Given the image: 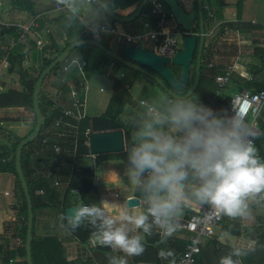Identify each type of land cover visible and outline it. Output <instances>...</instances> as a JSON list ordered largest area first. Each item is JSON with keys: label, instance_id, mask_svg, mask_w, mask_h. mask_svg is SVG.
<instances>
[{"label": "clouds", "instance_id": "obj_1", "mask_svg": "<svg viewBox=\"0 0 264 264\" xmlns=\"http://www.w3.org/2000/svg\"><path fill=\"white\" fill-rule=\"evenodd\" d=\"M55 4L66 29H87L97 40L110 34L114 0H55ZM79 44L77 35L73 45ZM77 64L79 55L65 70ZM127 122L133 129L126 146L127 178L140 194L142 211H133L130 203L101 201L79 203L59 215L61 228L73 233L90 228L93 245L124 254L109 255L108 264H128L127 257L142 255L144 237L154 229L162 242L167 240L192 206L241 221L252 217L254 207H264V159L239 106L215 112L198 97L158 94L140 100ZM105 204L118 209L117 215L109 214ZM256 247V240L241 239L218 264H241V258Z\"/></svg>", "mask_w": 264, "mask_h": 264}, {"label": "crops", "instance_id": "obj_2", "mask_svg": "<svg viewBox=\"0 0 264 264\" xmlns=\"http://www.w3.org/2000/svg\"><path fill=\"white\" fill-rule=\"evenodd\" d=\"M181 1L185 4V7L183 6V8L186 11L189 12L196 10V6L194 5L195 0ZM220 2L225 5L221 13L222 19L220 21H215L213 9L207 6V0H203L204 18H206L205 32L208 34L214 30V36L211 37L214 38V41H212L213 44L210 43L211 40L207 38L209 36H206L204 44L205 47L208 45L206 42V39H208V41H210L209 45H212L211 47L209 46L210 62L212 57L221 59L216 64L212 61L215 64V69H205L204 72L208 74L210 73L214 77L216 74L223 73L228 68H233L231 81L225 91L227 92V95L228 93L230 95H234L241 90L246 89L242 87L240 79L251 80L254 75L257 74L255 79L263 82L264 84V70L261 69L262 61L264 60V23H259L260 20H264V0H220ZM237 4H240V11L238 14ZM55 6V0H0L1 25H8L9 28L14 27L19 31V34L21 33V28H29V34L27 35V40L24 43V52H29L30 50L28 54L30 59L27 58V56L25 57V61L23 62L24 67L31 66L32 50L40 52L44 48H50L51 53L53 52L55 47H48L51 39L54 38L59 49H63L69 42L68 37L65 35V30L61 32L60 29L65 28V26H62V23L56 21L57 18L63 14L56 11ZM208 13L212 14V18L208 17ZM146 15L147 13H145L139 21L137 20L134 21L133 24L127 25L124 31L123 28H119L116 25H111V27L116 28L118 32L123 35L135 36L144 33L143 22L146 19ZM153 20L154 19L152 18L151 21ZM169 22H171V20ZM171 28H178L175 22ZM207 28H209V30H207ZM0 30L3 29L0 28ZM81 30L83 31L84 28ZM68 31L70 33H78L75 28L68 29ZM110 36V46L108 48L113 49L118 40L115 36ZM12 40L13 39L10 36H4L1 34L0 50L5 44L7 47L9 41ZM219 40L222 45L217 44V41ZM139 47L153 51V45L151 43L149 45L147 40L139 43ZM86 52L87 50H83L81 57L84 56ZM1 54L2 53L0 51V89H21L19 75L16 68L11 69L10 61L8 60V53H5L7 57L4 53L2 55ZM47 54L48 53H45L43 58L48 57ZM7 63L8 65H6ZM38 67L39 62L37 61L35 68L38 69ZM115 70L118 69L113 66V72L107 71V75H103L112 82V96L109 98L104 112L115 114L123 121H127L128 118H130L137 111L140 100L147 101L160 94V92L156 91V87L153 83L143 77L133 79V81H137L136 85L133 82L121 85L119 79L116 77ZM70 72H72V75L80 82L76 68L72 67ZM51 81V77L46 78L43 81L40 91V103L46 113H49L52 109L59 111L69 107L67 100L61 95L59 90L51 86ZM65 83H67L69 87L72 85L69 79L65 80ZM125 85L130 86V93L125 92ZM134 89H137V91ZM217 100L225 102L223 99L219 98L214 100L210 106L212 108H223L219 104H216ZM15 112L22 113L23 116H16V114H14ZM1 115L3 118L8 117L4 119V122H2L7 124L8 127L17 128L19 122H21L22 129L18 132V134L14 135L15 137L24 138L30 133L33 114L28 108L0 109V118H2ZM51 126L45 125L41 132L42 137L47 133ZM26 129L27 131H25ZM38 144L40 148L37 150ZM38 144L36 147L31 146L27 149L26 157H29L32 154L34 155L35 161L36 158H38V161L42 163L40 171L42 174L46 175L48 171L52 170L51 165L53 163L52 160L49 159L52 157V153L48 157L45 153L46 148L40 143ZM10 147V144L0 146V153H2L0 161L2 159L5 160V162H0V246L5 247L8 240L17 242L18 246L14 250L16 251V256L12 263L16 264L25 258L18 255L19 248L21 247V225L20 223L16 224V216L13 211L18 200V192L15 185V177L10 165L12 153ZM36 153H39V155ZM89 159L93 164V157L76 160L75 164L80 167H89L92 164H79V162L89 161ZM27 166V170L30 174V162ZM95 178L100 201H106L115 205H122L127 204V201L132 197L137 199L139 197V193L136 191L134 186L132 189H128L129 187L127 185L130 183L127 178V170L123 163L119 160L102 162L95 170ZM52 180L53 179L50 178L48 181L49 186L48 189H44L45 194L42 197H37L39 203L47 204L48 206L40 207L34 212L35 237H56L62 245L65 259L70 264H108L109 255L123 256V253L119 251L114 252L112 249H109V251L106 252L100 250V246L92 245L90 242L91 238H89L85 243H79L74 237H72L68 230L60 227L61 222L59 220V215L65 211V208L64 211L62 210V195L65 188L63 187V184H61L60 187H54ZM68 198L70 205L67 207L76 204V202L72 199V196L69 195ZM197 207L198 206H192L183 212L179 220V227L177 231L167 240L162 242L161 235L157 229H154L151 235L145 236L143 243L145 246L150 248H146L149 250L150 254L152 253L150 258L145 259L142 255L127 257L128 264H155L151 260L153 253L157 248L159 249V252L155 257L159 261L157 264H178L184 246L191 237V234L183 229V223L189 218L191 210L196 209ZM105 209L113 216L117 215L119 211L107 204H105ZM132 210L139 212L142 211V207H132ZM252 211V217L243 221L239 219H230L228 217L222 218V221L214 228V236L205 240L208 241V243L204 244V256H202L204 257V264H213V257L220 259V257L228 254L231 246L241 239L256 240V251L250 253L249 255L255 254V257L264 256V207H254ZM141 235H143V233H141ZM148 239H151L153 242L147 243ZM203 242L204 240L201 242V245ZM207 247L208 250H205ZM248 263L249 260H246L245 257L241 258V264Z\"/></svg>", "mask_w": 264, "mask_h": 264}, {"label": "trees", "instance_id": "obj_3", "mask_svg": "<svg viewBox=\"0 0 264 264\" xmlns=\"http://www.w3.org/2000/svg\"><path fill=\"white\" fill-rule=\"evenodd\" d=\"M141 2L142 0H114V7L112 10V13L119 18H129L137 11ZM194 5L196 6V0L194 1ZM207 6L213 9L215 21H220L222 19V14H221L222 9L225 5L222 2H220V0H207ZM165 7L167 11L170 13L168 7L166 5ZM239 11H240V4H237V14ZM147 12H148V6L146 5L140 17H142ZM170 19L172 20V18ZM56 21L62 23V26H64V16L63 15L59 16ZM109 21H110V25H113L116 23L110 17H109ZM2 29L3 30H0V35L1 34H3L4 36L8 35L14 41H16L20 36L19 31L14 27H10L8 29L2 27ZM60 29H61V32L65 30L64 31L66 33L65 35L69 39V42L65 45V47L75 42L77 38V34L80 40H92V41L98 42L101 45H103V43L100 42V40L95 39L93 35L85 29L83 31L80 29V31H78L77 34L70 33L68 29L66 28H60ZM179 29L182 30L181 28ZM195 32L198 33V30H196ZM185 36H187V34H185L184 37ZM50 46L55 47L54 48L55 51L53 50L52 53H51L50 48H46V49L44 48L40 52H37L36 50H32L31 66L29 67L23 66L25 57L27 56V58L30 59V57L28 56L30 50L29 52L27 51L24 52L25 44H17L12 50L8 52V60L10 61L11 69L16 68L17 73L19 75V83H20L21 89H18V90L11 89V88L3 89V90L0 89V109L28 108L30 112L33 114V108H32L33 87L38 77L40 76L41 72L55 60V58L59 55V53H61V51L65 49V47L63 49H59L57 47V44L54 38L51 39L48 47ZM103 46L106 47V45H103ZM209 46L211 47L212 45L210 44ZM209 46L205 54V69H209L208 68V64L210 62ZM204 48H205V44H204ZM83 50H87V52L85 53L84 56L81 57ZM45 53H48L47 54L48 57L43 58ZM78 55L81 57V62L86 63L85 74L87 78L91 77L93 74L107 75V66L109 63H113L115 68L117 67L119 68L122 66L119 63L111 60L103 51H101L98 48L91 47V46H81L79 48L74 49L69 54L67 59L61 64L57 65L53 69V71L46 77V78L51 77L52 79L51 86L59 90L61 95L65 97V99L67 100L69 106L72 105V99L70 97V87L69 85H67V83H65V80L69 79L71 81V84L76 89L81 90V88H80V82L77 80V78H75L72 75V72H70V70H64V68L66 67L67 63L72 61L74 58L78 57ZM37 61L39 62L38 69L35 68ZM170 69L175 74L176 77L180 76V69H177V68L172 69V67H170ZM261 69L264 70V60L262 61ZM193 70H194V67H193ZM137 74H140V73L137 72ZM142 76L145 77L149 82L158 86L152 79L144 75ZM256 76L257 74H255L253 79L251 80L240 79L242 87L246 88L247 90L251 92L261 91L263 89L264 84L263 82L255 79ZM206 81L213 82L216 89L218 88L214 81V77L210 73L209 74L205 72L203 73L201 71L199 85L196 91L194 92L193 97H198L199 101L202 104L206 106H210L214 102V100H213V96L210 95L209 87L207 86V84L205 85ZM40 95H39V108L43 116V124H42V129H41V132H42L45 125H48V126L53 125L54 117L61 110L59 111L53 110V111H50L49 113H46V111H44L43 109L42 104L40 103ZM216 104L217 105L219 104L221 107H225L226 102H221L217 100ZM4 121H5L4 119L0 118V123ZM33 122L35 126L34 115H33ZM33 129L34 127L30 131V133L33 131ZM87 129H89L92 134L117 132V131L122 132L123 138H124V150L120 153H115V154H104V155H98L94 157L90 156L89 146L87 144L88 140L85 135V132ZM132 131L133 129L129 126L127 121H123L117 115L107 113V112H104L99 116H93V117L85 116L79 122V130H78V137H77L76 144L73 145L72 142H69L68 144L62 146V149H65L64 153H68L69 151L70 152L74 151V159L73 158L66 159L63 165H60L56 170L52 169V175L56 177V179L61 184H63V187L65 188L63 191V195H62V204H63L62 210L63 211H64V208L70 205L68 197H69V191L71 189L77 190L78 195H79V201L82 203L99 204L101 202L97 183H96V178H95V170L102 162L112 161V160H119L123 163L124 167H126V146L130 140ZM41 132H40L39 138L36 141L32 142L31 144H28L23 149V152H22V169H23V172L26 178L27 186H28L29 193L31 196L32 207H33V239L31 243L32 262L33 264H70L65 259L62 245L56 237L46 236L43 238H36L34 235V212L40 207L48 206L47 204L38 202L37 197L34 196V189L38 187L48 189V186H49L48 181L50 180L51 177H48V178L40 177L38 180L31 179V176L27 170L28 169L27 165H29V158L26 156H27L28 146L32 145L35 142L41 143L40 141ZM263 135H264V131H263ZM22 139L23 138H18L17 141L13 145L10 165H11V170L15 177V185H16L17 192H18V200H17L16 206L14 207L13 211L16 216V224L20 223L21 225V232H20L21 247L19 248L18 255L22 258H25L24 244H25L26 226H27V206H26L24 194L22 192L20 183L18 181V178L15 174V169H14V153H15L18 143ZM263 142H264L263 138L256 140V148L258 149V154L260 155L262 159H264V155L261 153L260 149H261V145L263 144ZM38 148L40 147L38 146ZM45 153L49 157L51 154L50 149L46 148ZM36 154L39 155V153H36ZM1 156H2V153H0V157ZM88 157H93V164L91 166L80 167L75 164L76 160H81V159L88 158ZM38 160L39 159L36 158V161H34V164H37V165L39 164V166H41L42 163H39L40 161ZM69 233L79 243H85L90 238L91 229L82 227L80 229H77L75 233L71 231H69ZM203 240L204 242L201 245V242ZM205 240L206 239H202L200 241V248H201L200 258L204 256V252H203L205 248L204 244L208 243V241H205ZM151 242L153 241L151 239L150 240L148 239L147 243H151ZM146 248L150 249L149 247L145 246V251L142 254V256H144L145 259H149L152 253L150 254L149 250H147ZM99 249L105 252L109 251V248H105V247H99ZM158 250L159 249L157 248L154 251L153 257L151 260L155 264L159 263L158 259L155 258L159 252ZM205 250H208V247ZM254 255H247L245 256V259L249 260L250 264H264V256L255 257ZM15 256H16V251L12 249H6L5 247L0 246V264H12ZM200 258L199 260H197L196 264H204V261H203L204 257H202L201 260ZM218 261L219 259H216L213 257V264H218ZM16 264H27V263L24 259L21 262L16 263Z\"/></svg>", "mask_w": 264, "mask_h": 264}, {"label": "built area", "instance_id": "obj_4", "mask_svg": "<svg viewBox=\"0 0 264 264\" xmlns=\"http://www.w3.org/2000/svg\"><path fill=\"white\" fill-rule=\"evenodd\" d=\"M148 12L146 19L143 22L144 33L131 36L123 35L116 28H110V35L115 36L116 39L121 37V42L125 44H137L144 42H151L153 45V52L164 55V56H174V54L179 50L177 44L179 39H183L186 32L180 30L179 28H167V24L171 20V14L167 11L162 0H147ZM57 11V6H55ZM59 12V11H58ZM60 14H63L59 12ZM208 17L212 18V14L208 13ZM154 19L151 21V19ZM9 28L8 25H1L0 28ZM183 31V32H182ZM19 38L14 41L9 42L10 51L17 44H24L29 34V28H21ZM206 36L213 37L214 30L206 34ZM8 53V52H7ZM71 62V61H70ZM69 62V63H70ZM66 67L68 66V64ZM8 65V63L6 64ZM85 62L77 64L74 66L77 70L78 77L80 78V88L76 89L73 85L70 86V97L72 99V105L62 109L53 119V125L47 131V133L41 136V145L45 148H49L52 157V169H57L60 165H63L66 159H74V151H69L64 153L65 149H62L63 145L72 142L73 145L76 144L79 130V122L85 117V98L83 96L84 92L87 91V80L85 74ZM113 63H109L107 66V71L113 70ZM64 68V70L66 69ZM208 68L215 69V64L210 62ZM233 74V68H228L221 74H216L214 76V81L219 90H222L228 86L231 81ZM125 90L130 93L131 89L129 85H125ZM232 104L239 106L240 114L243 118L250 123L252 130L254 132V144L256 146V140L263 138L264 129V89L257 92H251L247 89L241 90L240 92L234 94L225 107L220 108V110L231 111ZM212 109L211 106H208ZM92 133L89 129L86 130L85 135L87 140ZM88 146L89 143L87 142ZM261 153L264 155V143L261 145ZM91 156V155H90ZM29 162L31 164L30 176L33 180H38L40 177L48 178L51 177L54 187H60L61 183L52 175V170L48 173L42 174L40 171L39 164H34V155H30ZM0 162H5L2 159ZM40 163V162H39ZM45 194V190L42 187L34 189L35 197H42ZM69 195L76 202L75 206L79 203V195L77 190L71 189ZM71 207V206H70ZM222 216L215 215L211 211L197 207L192 209L189 218L183 223V229L191 234V237L185 245L182 255L179 259L178 264H196L201 255L200 241L202 239H210L214 236V228L217 224L222 221ZM92 243V240L90 239ZM93 245V243H92ZM12 262V261H11Z\"/></svg>", "mask_w": 264, "mask_h": 264}, {"label": "water", "instance_id": "obj_5", "mask_svg": "<svg viewBox=\"0 0 264 264\" xmlns=\"http://www.w3.org/2000/svg\"><path fill=\"white\" fill-rule=\"evenodd\" d=\"M162 1L168 7L176 26L180 27L187 34V36L182 39L183 48L179 49L174 56L160 55L153 51L140 48L137 44L122 43L121 37L117 39V44L113 49H109L92 40H80L79 46L73 45V43L67 46L38 77L32 92V108L35 117V126L33 131L18 143L14 153L15 174L20 183L27 206V226L24 244L25 261L27 264H33L31 255L33 207L22 169V152L28 144L36 141L40 136L43 116L39 108V95L43 81L53 69L64 62L74 49L81 46H91L100 49L111 60L119 63L123 67L152 79L166 94L191 95L193 97L194 92L198 88L201 76V57L206 38L203 0H196V10L189 12L179 4L178 0ZM146 5L147 0H142L137 11L129 18H119L112 12L109 14V17L119 24L132 23L140 17ZM196 30H198V33L195 32ZM194 60V78L191 83L190 75ZM170 67L180 69V76L176 77ZM212 109L215 112H220V108L213 107ZM88 143L89 153L93 157L104 154L120 153L124 150V138L120 131L91 134L88 138ZM129 203L132 207L139 206L138 199L135 197L130 198L127 201V204ZM67 208H65V211H67Z\"/></svg>", "mask_w": 264, "mask_h": 264}, {"label": "rangeland", "instance_id": "obj_6", "mask_svg": "<svg viewBox=\"0 0 264 264\" xmlns=\"http://www.w3.org/2000/svg\"><path fill=\"white\" fill-rule=\"evenodd\" d=\"M178 2L182 6L185 5L181 0H178ZM140 18L137 19V20L139 21ZM259 23H261V24L264 23V20H262V21L260 20ZM131 24H133V22L132 23H126V24H117V23H115L113 25H116L119 28H123V31H124L126 26L127 25H131ZM173 24H174V20L172 19L171 22H169L167 24V28L171 29V26ZM207 30H209V28H207ZM102 35H103V36H101L102 38L99 39L100 42H102L103 45H106L107 47H109L110 46L109 45L110 37H111L110 34H107V35L102 34ZM207 38L210 39L211 42L208 41V39H206V42H207L208 45L205 47L204 53H206V51H207V48L209 46V42L212 43V41H214V38H211V37H207ZM232 39H233V36H232ZM150 43L151 42H149V45H150ZM217 44H221L220 40L217 41ZM1 47H2V45H1ZM6 48H7V50H6ZM8 48H9V43H8L7 47H6V44L3 46V48H2L3 50L2 49L0 50L1 53L5 54V53L9 52ZM177 48L178 49H182L183 48V44H182V40L181 39H179V41H178ZM12 49L13 48H11V50ZM5 56L7 57L6 54H5ZM220 60L221 59H217V58H213V57L211 58V62L213 61L215 64L217 62H219ZM259 60H260V58H259ZM257 62H258V60H257ZM193 67H194V63L192 64V70H191V75H190L191 76V82L193 81V78H194ZM172 69H173V67H172ZM204 70H205V64L202 67V72L203 73H204ZM115 72H116V77L119 79L121 85H124L125 83H132V82L136 85L137 81L135 82V81H133V79L139 78V77L140 78L143 77L142 75L137 74V72L129 70V69L123 67V66L119 67L118 70H115ZM143 78H145V77H143ZM86 80H87L86 84H87L88 88H87V91H85L84 94H83V96L85 98V116H89V117L99 116L102 113H104V111L106 109V106L108 104V100L112 96L111 95L112 82H111L110 79L104 77L103 75H98V74H93L91 76V78L90 77L89 78L86 77ZM206 84H207V86L210 89V95L213 96V100H216V99L220 98V99H223L226 103L229 102V100L231 99L233 94L230 95L228 93V95H227V92L225 91V89H227V87L222 89V90H219L218 88L216 89V87H215L213 82H207L206 81L205 85ZM155 87H156V91L160 92V94H165L158 86L155 85ZM124 90H125V88H124ZM134 90L137 91V89H134ZM125 92H127V91L125 90ZM52 111H53V109H52ZM14 114H16V116H20V117L23 116L22 113H18V112H15ZM20 117H18V118H20ZM2 118H3V116H2ZM6 118H8V117H4L3 119H6ZM9 118H11V117H9ZM33 127H34V122H33V119H32V125L30 127V130H32ZM21 129H22L21 122H19L17 128L8 127L7 124L0 123V146L6 145V144H8V145L10 144V146H11L10 148H11V151H12L13 145L18 139L14 135L18 134V132ZM25 131H27V129ZM37 144H38V142L37 143L35 142L32 145L28 146L27 148H30L31 146L32 147L33 146L36 147ZM38 146H39V144L37 145V148H38ZM11 155H12V153H11ZM87 163L88 164H92V161L89 159V161L79 162V164H87ZM127 186L129 187L128 189H130V188L132 189V187H133V185H131V184H128ZM6 243H7V245L5 246L6 249L12 248L13 250H15L17 248V246H18L16 241L12 242L11 240H8Z\"/></svg>", "mask_w": 264, "mask_h": 264}, {"label": "flooded vegetation", "instance_id": "obj_7", "mask_svg": "<svg viewBox=\"0 0 264 264\" xmlns=\"http://www.w3.org/2000/svg\"><path fill=\"white\" fill-rule=\"evenodd\" d=\"M204 51H205V48H203V52H202V57H201V71H202V67H203V65L205 64V54L206 53H204ZM194 66H195V60H194ZM205 71V70H204Z\"/></svg>", "mask_w": 264, "mask_h": 264}]
</instances>
